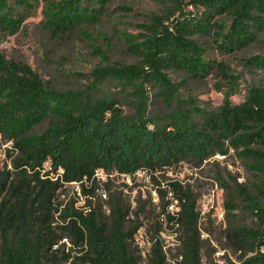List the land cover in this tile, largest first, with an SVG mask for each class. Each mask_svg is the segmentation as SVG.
<instances>
[{
	"label": "trees",
	"instance_id": "obj_1",
	"mask_svg": "<svg viewBox=\"0 0 264 264\" xmlns=\"http://www.w3.org/2000/svg\"><path fill=\"white\" fill-rule=\"evenodd\" d=\"M35 1L0 0V29L14 34L24 21L17 8L31 12ZM114 1L50 0L46 27L59 37L96 24ZM156 1L162 11L139 34H122L136 62L112 64L96 48L100 61L79 87H49L30 65L0 50V137L8 144L0 168V264H140V215L111 182L112 174L139 171L154 180L160 200L148 264H168L163 226L179 233L175 264H264V203L244 184L236 182L253 222H232L226 214L224 249L237 259L217 262L202 260L196 197L178 180L157 181L185 162L201 166L233 149L259 172L254 189L264 200V52L243 58L244 71L237 73L199 41L211 40L223 54L247 48L264 28V0ZM168 70L194 79L215 75L225 88L222 103L200 109L182 97L183 84ZM246 76L245 97L236 103L232 96ZM73 184L78 190L71 194ZM225 207L236 208L232 196Z\"/></svg>",
	"mask_w": 264,
	"mask_h": 264
},
{
	"label": "rangeland",
	"instance_id": "obj_2",
	"mask_svg": "<svg viewBox=\"0 0 264 264\" xmlns=\"http://www.w3.org/2000/svg\"><path fill=\"white\" fill-rule=\"evenodd\" d=\"M50 0H38L33 11L24 12V21L14 34L0 29V50L7 58L23 61L37 71L46 85L58 90L75 88L86 83L90 72L98 65L100 58L96 48L104 50L110 63H134L136 58L126 50L123 33L139 34L140 25L147 23L152 13H160L162 5L156 0H116L100 10L101 17L96 24H83L78 29L63 36L51 35L45 24L44 12L49 8ZM59 1V0H55ZM125 7V8H124ZM206 42L210 50L209 55L216 59H224L235 72L243 70V58L264 52V28L259 31L257 41L247 48L237 50L232 54L220 53L212 46L211 40ZM168 76L174 83H182L180 93L183 98L194 99L200 109L218 106L224 98V89H220L222 82L215 75L206 79L191 78L186 72L168 70ZM248 76L239 79L240 91L232 96L234 102H240L245 97V85ZM150 106L154 107V89H148ZM124 109H129L125 104ZM130 110V109H129ZM198 119H200L198 117ZM47 123L36 128L41 131ZM7 143L0 137V168L6 161ZM250 162L240 158L236 151L230 149L226 155L214 156L201 166L192 161L183 163L177 172H168L159 176L157 181L162 186L171 180H178L186 186L197 199L200 211L202 260L214 259L223 262L224 257L237 259V254L226 250L224 229L227 217L232 222L252 224L253 218L245 209L243 198L238 192L236 182L242 183L249 192L256 196L263 205L264 200L256 195L255 185L259 183V172L250 167ZM101 181L107 180L103 171L97 172ZM114 188L122 192L134 211H137L142 221V227L135 235V245L141 254L140 264H148L151 240L157 235L158 213L160 200L154 189V180L139 171L134 177L111 175ZM71 194L78 190V185L70 186ZM227 195L232 196V203L236 208L226 211ZM172 210H176L173 208ZM228 212V213H227ZM227 214V217H226ZM134 214L132 218H134ZM159 235L164 241L168 264H175L181 247L179 233L163 226Z\"/></svg>",
	"mask_w": 264,
	"mask_h": 264
},
{
	"label": "built area",
	"instance_id": "obj_3",
	"mask_svg": "<svg viewBox=\"0 0 264 264\" xmlns=\"http://www.w3.org/2000/svg\"><path fill=\"white\" fill-rule=\"evenodd\" d=\"M216 156H220V155H216ZM129 177V176H127ZM173 208H176V210H178V207L175 205V202L172 203L170 206H169V209L172 210ZM174 211V210H173Z\"/></svg>",
	"mask_w": 264,
	"mask_h": 264
}]
</instances>
